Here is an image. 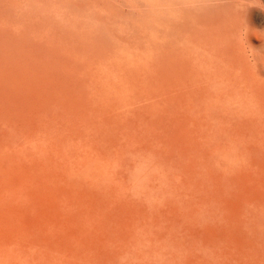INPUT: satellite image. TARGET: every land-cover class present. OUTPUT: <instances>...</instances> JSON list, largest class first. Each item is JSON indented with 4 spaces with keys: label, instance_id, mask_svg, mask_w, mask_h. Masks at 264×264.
<instances>
[{
    "label": "rangeland",
    "instance_id": "rangeland-1",
    "mask_svg": "<svg viewBox=\"0 0 264 264\" xmlns=\"http://www.w3.org/2000/svg\"><path fill=\"white\" fill-rule=\"evenodd\" d=\"M227 1L0 0V264H264V0Z\"/></svg>",
    "mask_w": 264,
    "mask_h": 264
},
{
    "label": "bare ground",
    "instance_id": "bare-ground-1",
    "mask_svg": "<svg viewBox=\"0 0 264 264\" xmlns=\"http://www.w3.org/2000/svg\"><path fill=\"white\" fill-rule=\"evenodd\" d=\"M223 1V0H222ZM230 1V0H229ZM229 1H227V2H229ZM23 2V1H22ZM214 2V1H213ZM215 2H216V0H215ZM15 3H18L17 1H15ZM217 3V2H216ZM220 3V2H219ZM225 3V2H224ZM231 3V2H230ZM20 4V6H21V2L19 3ZM218 4V3H217ZM221 4H223V3H221ZM13 5V4H12ZM219 5V4H218ZM225 4H223V6H224ZM227 5V4H226ZM225 5V6H226ZM231 5H232V3H231ZM8 8V7H7ZM7 8H6V10H7ZM217 8V10H218V7H216ZM258 8V7H257ZM220 9V8H219ZM7 12H8V10H7ZM15 12V11H14ZM6 13V12H5ZM13 13V12H12ZM8 14V13H7ZM211 15V14H210ZM216 15V14H215ZM175 16V15H174ZM216 16H218V15H216ZM216 16H214V17H216ZM176 17V16H175ZM182 17V16H181ZM207 17H209V16H207ZM176 18H178V16L176 17ZM193 18V17H192ZM202 18V17H201ZM179 19H181V18H179ZM182 20V19H181ZM208 20V19H207ZM198 21H202V20H198ZM178 23V22H177ZM251 23V22H250ZM189 25V24H188ZM252 25V24H251ZM166 26V25H165ZM171 26V25H170ZM189 26H193V25H189ZM8 27H10L9 25H8ZM250 27V26H249ZM252 27V26H251ZM6 28V27H5ZM4 29V28H3ZM169 29V28H168ZM182 29H183V27H182ZM186 29V28H185ZM251 29V28H250ZM12 30V29H11ZM179 30V29H178ZM178 30L176 31V32H178ZM180 30H181V28H180ZM189 30V29H188ZM249 30V29H248ZM247 30V31H248ZM256 30V29H255ZM254 30V31H255ZM7 31H8V28H7ZM7 31H6V34H7ZM251 31V30H250ZM249 31V32H250ZM248 32V33H249ZM9 33V32H8ZM172 33H174V32H172ZM4 34V33H3ZM263 34V33H262ZM250 36H251V34H250ZM257 36V35H256ZM255 36V37H256ZM2 38H4L3 36H1ZM1 38V39H2ZM247 38V37H246ZM7 39V38H6ZM248 39V38H247ZM258 39V38H257ZM3 40V39H2ZM10 40V39H9ZM2 44H5V43H3V42H1ZM7 43V42H6ZM13 43V42H12ZM250 43V42H249ZM23 44V43H22ZM219 44V43H218ZM251 44V43H250Z\"/></svg>",
    "mask_w": 264,
    "mask_h": 264
}]
</instances>
